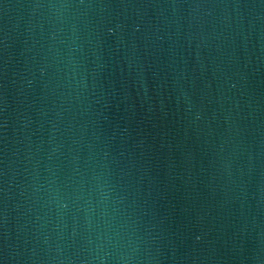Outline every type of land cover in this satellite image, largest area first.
<instances>
[{
  "label": "water",
  "instance_id": "obj_1",
  "mask_svg": "<svg viewBox=\"0 0 264 264\" xmlns=\"http://www.w3.org/2000/svg\"><path fill=\"white\" fill-rule=\"evenodd\" d=\"M0 264H264V0H0Z\"/></svg>",
  "mask_w": 264,
  "mask_h": 264
}]
</instances>
